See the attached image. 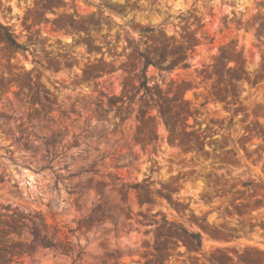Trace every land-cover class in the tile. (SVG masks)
Here are the masks:
<instances>
[{
    "label": "rangeland",
    "instance_id": "374dc122",
    "mask_svg": "<svg viewBox=\"0 0 264 264\" xmlns=\"http://www.w3.org/2000/svg\"><path fill=\"white\" fill-rule=\"evenodd\" d=\"M0 264H264V0H0Z\"/></svg>",
    "mask_w": 264,
    "mask_h": 264
},
{
    "label": "trees",
    "instance_id": "16d2710c",
    "mask_svg": "<svg viewBox=\"0 0 264 264\" xmlns=\"http://www.w3.org/2000/svg\"><path fill=\"white\" fill-rule=\"evenodd\" d=\"M10 42L12 43V45H14L15 47H18V44L14 41V40H12V39H10ZM150 64V61L149 60H147V58H145V60H144V68L147 66V65H149ZM200 242H198V244H199ZM51 247H55V244H51L50 245Z\"/></svg>",
    "mask_w": 264,
    "mask_h": 264
}]
</instances>
